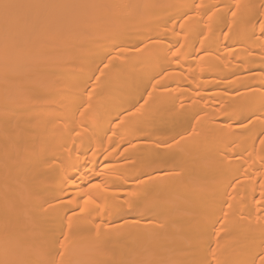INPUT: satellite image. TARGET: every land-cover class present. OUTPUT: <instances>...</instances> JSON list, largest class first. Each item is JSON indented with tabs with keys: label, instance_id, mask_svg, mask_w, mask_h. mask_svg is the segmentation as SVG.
Returning a JSON list of instances; mask_svg holds the SVG:
<instances>
[{
	"label": "bare ground",
	"instance_id": "obj_1",
	"mask_svg": "<svg viewBox=\"0 0 264 264\" xmlns=\"http://www.w3.org/2000/svg\"><path fill=\"white\" fill-rule=\"evenodd\" d=\"M0 264H264V0H0Z\"/></svg>",
	"mask_w": 264,
	"mask_h": 264
},
{
	"label": "snow or ice",
	"instance_id": "obj_2",
	"mask_svg": "<svg viewBox=\"0 0 264 264\" xmlns=\"http://www.w3.org/2000/svg\"><path fill=\"white\" fill-rule=\"evenodd\" d=\"M239 6V5H237ZM69 183H71V181L69 180ZM90 201H85V203H89ZM81 211H84V209L82 208Z\"/></svg>",
	"mask_w": 264,
	"mask_h": 264
}]
</instances>
